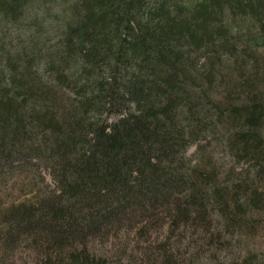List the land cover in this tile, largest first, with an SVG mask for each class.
I'll use <instances>...</instances> for the list:
<instances>
[{
	"label": "trees",
	"instance_id": "obj_1",
	"mask_svg": "<svg viewBox=\"0 0 264 264\" xmlns=\"http://www.w3.org/2000/svg\"><path fill=\"white\" fill-rule=\"evenodd\" d=\"M213 144L264 183V0H0V170L54 182L7 240L41 264H109L92 241L164 216L231 221Z\"/></svg>",
	"mask_w": 264,
	"mask_h": 264
},
{
	"label": "rangeland",
	"instance_id": "obj_2",
	"mask_svg": "<svg viewBox=\"0 0 264 264\" xmlns=\"http://www.w3.org/2000/svg\"><path fill=\"white\" fill-rule=\"evenodd\" d=\"M56 36L47 35L45 52L52 51ZM195 151L192 147L188 154ZM234 155L213 144L205 147L201 157L197 156L201 164L203 159L209 165L200 171L215 176L216 188L225 196L228 211L234 215L231 221L227 222L218 209L208 208L204 222L198 218L189 224L179 220L180 228L172 229L170 219L164 216L141 232L125 229L92 241L89 249L109 264L264 262V183L254 178L250 163ZM18 161L13 163L15 168L0 170V264H41L43 255L33 241L7 240L11 226L7 219L18 209L36 205L39 196L52 189L54 182L47 170L19 165Z\"/></svg>",
	"mask_w": 264,
	"mask_h": 264
}]
</instances>
